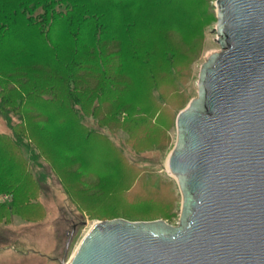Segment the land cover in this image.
Here are the masks:
<instances>
[{"label": "rangeland", "instance_id": "obj_1", "mask_svg": "<svg viewBox=\"0 0 264 264\" xmlns=\"http://www.w3.org/2000/svg\"><path fill=\"white\" fill-rule=\"evenodd\" d=\"M13 2L0 0L4 5ZM119 4L112 3L108 21L81 32L80 37L88 41L77 51L94 55L80 53L76 59L82 69L113 70L119 65V77L129 97L118 99L114 94L95 100L88 91L91 86L83 89L82 95L70 96L56 71H30L24 81L12 76V84L18 85L12 98L43 93L27 105H39L38 116L46 120L41 126L38 118L25 130L30 143L26 149L21 147L19 154L26 164L28 186L17 199L24 201V192H37L39 215L26 216L19 205L8 214L13 195L0 196V205L5 206L0 212V264H68L90 228L101 222L119 219L178 225L181 197L166 164L176 142V117L196 98L199 69L211 52L221 51L215 32L216 0H122V6ZM18 28L16 23L0 46V71H18L19 76L21 52L17 57L16 52L23 50L26 42L18 36ZM51 32L46 39L56 51L67 54L79 44L73 38L60 37L54 44L52 39L57 36ZM115 34L120 36L117 40ZM111 50L115 56L108 54ZM73 97L78 101L80 122L69 110ZM63 109L61 123L66 121L69 130L63 127L57 134L54 129ZM10 111V124L19 132L23 127H19V114L16 108ZM80 125L88 134L87 142L79 137ZM0 134L13 137L2 115ZM68 143L83 148L85 159H70L68 155L74 153L65 150Z\"/></svg>", "mask_w": 264, "mask_h": 264}, {"label": "water", "instance_id": "obj_2", "mask_svg": "<svg viewBox=\"0 0 264 264\" xmlns=\"http://www.w3.org/2000/svg\"><path fill=\"white\" fill-rule=\"evenodd\" d=\"M216 8L221 51L201 65L167 159L178 225L98 223L68 264H264V0Z\"/></svg>", "mask_w": 264, "mask_h": 264}, {"label": "trees", "instance_id": "obj_3", "mask_svg": "<svg viewBox=\"0 0 264 264\" xmlns=\"http://www.w3.org/2000/svg\"><path fill=\"white\" fill-rule=\"evenodd\" d=\"M119 2H121V4H119ZM112 3L119 4V7L122 6V0H14L10 5L0 4V46L9 32L15 28L16 23L19 26L18 30H20L18 36L23 38V41L26 42L23 50L20 49L16 52V57L18 53L21 52L18 55L21 64L17 70L22 74H19L18 76V71H10L7 69L0 71V115L4 116L5 122L13 133V137L11 138L0 134V196L12 194V197L14 198V200L12 198V202L9 205L10 208H6L8 214L13 211V208L19 205V208L23 210V213L26 214V216H30L34 213V218H38L39 213H37V211L39 206L38 203L35 204L37 201V192L35 194V191H31L27 195L24 192V201L17 199V195L20 194L19 192L21 189H24L25 191V186H28V175L26 174L24 167L26 164L25 161L19 157V154L21 153L20 148L22 147L26 149L28 148L27 142L30 143V140L28 139L29 135H27V131L25 130L31 129L29 125L33 124L35 120L39 121L38 118H40L39 122L41 126L42 124H45L44 120H46V118L43 120L38 116L40 112V110H38L40 107L39 105H27L28 101L42 98L43 93L31 92L28 95L18 94L16 96L18 99L15 100L16 97L12 98V93L15 92L18 85L12 84V76L16 80L24 81V76L26 79L27 73L30 71L35 72V70H37V73H46V71L53 73L56 71L57 73L60 72L59 74L61 76L63 74L62 77L59 76L58 78L59 80L64 81L63 83L67 85L70 96L72 94H74L75 97L82 95L83 89H89L91 86L88 91H91V96H94L95 100L102 98L105 95L110 97L114 94H118V99L129 97V90L123 85V79L119 77V65L115 67L116 70L113 68V70L107 69L97 71L94 67L90 68L88 66L83 67L82 69L79 68L80 65H78L76 59L77 55L80 53L87 56L88 54L90 56L94 55V52L83 53L77 51V47L81 45V43H87L88 41V39L84 40L85 37H80L81 32L84 30L88 31L89 27L95 28V26H98V23L102 25L105 21H108L110 17H108V12H111ZM55 7L62 10L57 11L55 10ZM118 24L120 27L122 26L121 23L118 22L117 25ZM12 26L14 27L12 28ZM124 27H126V30L128 29V25L125 26L124 24ZM51 31L55 32V35L57 36V40L52 39L54 44L58 42L59 37L60 40L63 38H69L70 41L71 38H73L74 42H79V44L74 46L73 51H67V54L64 50L56 51V48L54 49L46 39ZM112 34H114L113 31L110 33L111 39ZM78 35L79 37H77ZM114 36L116 37V40L120 37L116 34ZM38 39H42L44 42L39 43ZM108 54L115 56L112 50L108 52ZM6 56L11 58L8 55ZM24 61H26V63H24ZM13 68L15 69L16 67L13 66ZM109 71L112 73L109 74ZM90 80L93 81V85L90 83ZM76 99L73 97V101L70 106H68L70 107V112L74 116L73 119L80 122L82 117L80 116L79 105ZM118 99L115 100L116 103L118 102ZM55 100L57 101L56 98ZM52 102H54V100ZM15 108L17 110L16 113L19 114V119L21 120L19 127L21 125L23 126L18 129L19 132L16 131L17 128H15V126L10 124L9 113L11 112V109ZM63 111L64 109L59 116V124L57 125V128L54 129L57 134L62 131L61 129H63V127L64 130H69V127L66 126V121L61 123ZM65 115L66 113H64V116ZM91 116H95V111ZM82 131L80 130L81 133H79V137L81 140L87 142L88 134L84 133V129ZM71 134L76 135V133ZM23 142H25L26 146L24 144V146L22 145ZM81 149L83 148H76L75 144L73 147L72 145L70 147V143L65 146L67 152L74 153V155H68L70 159L71 157H78L80 160L85 159V156L82 155L84 152ZM51 156L54 157V155ZM55 158L58 160L59 157L55 156ZM4 210L5 206L0 205V212Z\"/></svg>", "mask_w": 264, "mask_h": 264}, {"label": "bare ground", "instance_id": "obj_4", "mask_svg": "<svg viewBox=\"0 0 264 264\" xmlns=\"http://www.w3.org/2000/svg\"><path fill=\"white\" fill-rule=\"evenodd\" d=\"M217 52H219V51H213V52H211V53L208 55V57H209L210 55H212V54L217 53ZM166 171H167V173H169V172H168V168H167V164H166Z\"/></svg>", "mask_w": 264, "mask_h": 264}]
</instances>
